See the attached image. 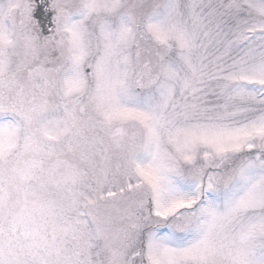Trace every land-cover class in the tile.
Segmentation results:
<instances>
[{"label":"snow or ice","instance_id":"1","mask_svg":"<svg viewBox=\"0 0 264 264\" xmlns=\"http://www.w3.org/2000/svg\"><path fill=\"white\" fill-rule=\"evenodd\" d=\"M0 264H264V0H0Z\"/></svg>","mask_w":264,"mask_h":264}]
</instances>
